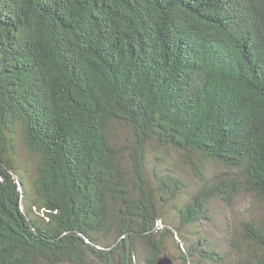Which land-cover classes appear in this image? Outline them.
Instances as JSON below:
<instances>
[{"label":"trees","instance_id":"trees-1","mask_svg":"<svg viewBox=\"0 0 264 264\" xmlns=\"http://www.w3.org/2000/svg\"><path fill=\"white\" fill-rule=\"evenodd\" d=\"M152 144L200 182L177 230L249 193L235 264H264V0H0V264H186L157 221L187 183L149 178Z\"/></svg>","mask_w":264,"mask_h":264},{"label":"rangeland","instance_id":"rangeland-1","mask_svg":"<svg viewBox=\"0 0 264 264\" xmlns=\"http://www.w3.org/2000/svg\"><path fill=\"white\" fill-rule=\"evenodd\" d=\"M116 131L119 140L123 143L127 136L126 130L119 127ZM146 158V171L150 179H154V168H156L162 175L172 174L187 183L186 191L180 192L177 197L163 201L160 206L161 218L157 221V229L168 227L174 232V237L171 236L167 240L169 254L186 257V264H235L242 257H249L250 247L241 239V226L252 217L262 216L263 209L260 202L249 193L238 195L229 205L220 199H213L208 205V219L177 230L179 226L177 208L194 194L200 182L194 169L182 161L179 154L170 148L152 144L147 150ZM17 163L21 173L27 178L28 187H31L30 177L35 173L37 157L32 155L20 140L17 142ZM207 168L208 176H213L224 169L218 164H208ZM233 239L237 240L236 243H233ZM201 241H203L202 244ZM207 245L224 253V261L209 260L206 253H202ZM137 246V258L143 264L144 252L139 244ZM193 250L196 252L194 256L189 255L188 252ZM252 261V264H258L255 260Z\"/></svg>","mask_w":264,"mask_h":264},{"label":"water","instance_id":"water-1","mask_svg":"<svg viewBox=\"0 0 264 264\" xmlns=\"http://www.w3.org/2000/svg\"><path fill=\"white\" fill-rule=\"evenodd\" d=\"M156 264H179V263L175 262L170 255L165 254L157 259Z\"/></svg>","mask_w":264,"mask_h":264}]
</instances>
